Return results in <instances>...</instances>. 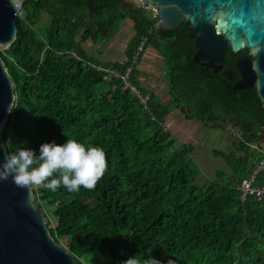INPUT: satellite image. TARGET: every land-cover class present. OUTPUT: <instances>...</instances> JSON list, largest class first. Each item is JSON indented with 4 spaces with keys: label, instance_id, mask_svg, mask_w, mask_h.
Listing matches in <instances>:
<instances>
[{
    "label": "trees",
    "instance_id": "trees-1",
    "mask_svg": "<svg viewBox=\"0 0 264 264\" xmlns=\"http://www.w3.org/2000/svg\"><path fill=\"white\" fill-rule=\"evenodd\" d=\"M23 8L16 41L0 50L16 97L2 132L8 153L27 147L38 154L41 143L72 138L102 148L107 159L92 190L31 187L50 235L76 264H122L133 255L174 264H264V197L241 200L237 190L259 163L253 184L264 181V104L256 89L226 88L224 77L195 64L186 20L160 35L149 11L120 0H27ZM41 12L49 19L37 30ZM125 18L132 23L125 61L87 53L85 43L109 41ZM143 38L140 58L148 47L161 53L176 108L205 127L239 129L231 151L211 152L228 171L197 180L194 146L168 129L172 108L141 85L140 58L132 65ZM98 66L120 74L132 66L130 83L150 95L149 111Z\"/></svg>",
    "mask_w": 264,
    "mask_h": 264
},
{
    "label": "water",
    "instance_id": "water-1",
    "mask_svg": "<svg viewBox=\"0 0 264 264\" xmlns=\"http://www.w3.org/2000/svg\"><path fill=\"white\" fill-rule=\"evenodd\" d=\"M121 1L151 10L158 32L161 27L174 31L186 20L196 51L192 61L214 72L227 51H254L252 59L241 56L237 61L240 79L235 88H255L264 104V0ZM22 6L23 0H0V50L16 41V13ZM15 99L14 84L0 59V161L9 154L2 132ZM0 264H76L72 252L50 235L44 212L34 207L31 187H18L11 177L0 180Z\"/></svg>",
    "mask_w": 264,
    "mask_h": 264
},
{
    "label": "clouds",
    "instance_id": "clouds-1",
    "mask_svg": "<svg viewBox=\"0 0 264 264\" xmlns=\"http://www.w3.org/2000/svg\"><path fill=\"white\" fill-rule=\"evenodd\" d=\"M107 159L102 148L86 147L75 139L63 143L44 142L37 150L21 147L12 154L5 153L0 161V180L12 178L21 188L40 186L56 191L63 186L69 192L81 188L92 190L107 170ZM122 264H174L150 256L141 261L134 255Z\"/></svg>",
    "mask_w": 264,
    "mask_h": 264
},
{
    "label": "rangeland",
    "instance_id": "rangeland-1",
    "mask_svg": "<svg viewBox=\"0 0 264 264\" xmlns=\"http://www.w3.org/2000/svg\"><path fill=\"white\" fill-rule=\"evenodd\" d=\"M148 11L154 16L151 10ZM48 19V15L41 12L36 29L42 30L46 23H48ZM125 21L126 23L122 26L120 24L121 27L119 26V30L120 28L121 30L118 35L114 36L104 44H91L84 46V49L87 52H96L93 54L94 57H102L111 62L119 61L123 55V50L121 49L124 48L128 42L130 33L132 32V28L128 23L129 20L126 19ZM110 45L113 46V49H109ZM150 48L152 47L147 48L146 52H155L154 50H150ZM117 52H121V55ZM158 66L161 67L158 69ZM149 71L148 81L145 84H147L149 88L154 89L160 95L164 103L172 108V111L167 114L165 121L168 129L173 132L180 142L192 144L194 146L193 156L197 167V180L201 182L205 178L208 179L216 170L228 171L223 160L214 157L211 152L213 149L224 150L226 152L231 151L234 148L233 143L236 141V136L240 134L239 129L234 127L233 124L228 123L224 125V129L205 127L194 118H186L185 114L174 106L173 100L167 92L168 79L162 61L160 60L157 62L156 68L155 66H151ZM163 75L164 79L161 78ZM51 226H53V222L51 223ZM63 240L65 241L66 239ZM61 243L65 246L63 242Z\"/></svg>",
    "mask_w": 264,
    "mask_h": 264
},
{
    "label": "built area",
    "instance_id": "built-area-1",
    "mask_svg": "<svg viewBox=\"0 0 264 264\" xmlns=\"http://www.w3.org/2000/svg\"><path fill=\"white\" fill-rule=\"evenodd\" d=\"M23 15H24V11L22 8H20L17 11L16 16L22 17ZM146 42H147L146 38H143V41L137 48L136 53L134 54L132 65H135L138 62L140 58L139 54L143 51V46H145ZM96 69L100 72H103L104 74H108L109 76H113L121 80L123 84V88L128 89V90L130 89L131 92L138 98L143 108L149 111L148 102H149L150 95L141 93L136 87L132 86L130 83L129 78H130V73L132 71V66L129 67L123 74H120L119 72H115L113 70L102 68L100 66L96 67ZM153 118L155 119L156 117L153 115ZM261 168H262V164L259 163L254 168V170H252L249 177L242 179L241 182L237 185V190L239 192V198L241 200H245L250 195L255 196L256 199H261L264 197V181H262L258 185L253 184L255 180V175Z\"/></svg>",
    "mask_w": 264,
    "mask_h": 264
},
{
    "label": "crops",
    "instance_id": "crops-1",
    "mask_svg": "<svg viewBox=\"0 0 264 264\" xmlns=\"http://www.w3.org/2000/svg\"><path fill=\"white\" fill-rule=\"evenodd\" d=\"M129 20L128 18H125L123 21H122V23H121V26L123 25V24H125L126 23V21L125 20ZM128 23H129V26L131 27L132 26V23H131V21L129 20L128 21ZM120 26V27H121ZM119 30V29H118ZM120 30H121V28H120ZM120 30L119 31H117L116 33H115V35L114 36H116V35H118V33H120ZM113 36V37H114ZM132 36V32L130 33V37ZM112 37V38H113ZM111 38V39H112ZM92 43H85L83 46H88V45H91ZM92 45H94V44H92ZM126 46V45H125ZM125 46H124V48H122L121 50H123V52H122V58H120L119 59V61H116V62H122V61H125L124 60V49H125ZM149 48V47H148ZM109 49H113V46H109ZM146 50H147V48H146ZM146 50H145V52H143L142 53V55H141V58H140V61H139V64H138V70H139V72H140V75H139V77H138V80L140 81V83H141V85L143 86V87H145L146 89H148L149 91H151V92H154V93H156V94H158L154 89H152V88H149V86L147 85V84H145L147 81H148V73L150 72L149 70H150V67L151 66H155V68H156V64H157V62L158 61H162V63L164 64V61H163V59H162V56H161V53L160 52H158L155 48L153 49V47L152 48H150V50H154L155 52H146ZM88 54H90L91 56H94L93 54H95L96 52H87ZM118 54H120L121 55V52H117ZM156 55H158V56H156ZM99 59H101L102 61H106V62H110V63H116V62H111L110 60H108V59H103L102 57H98ZM158 58H160V59H158ZM165 66V65H164ZM159 67H161V66H158V69H159ZM152 71V70H151ZM161 78L162 79H164V75L163 76H161ZM150 87H151V85H150ZM167 92H168V84H167ZM169 94V93H168ZM159 95V94H158ZM160 96V95H159ZM161 98V97H160ZM161 101L164 103V101L162 100V98H161ZM186 117V116H185ZM187 118V117H186Z\"/></svg>",
    "mask_w": 264,
    "mask_h": 264
},
{
    "label": "flooded vegetation",
    "instance_id": "flooded-vegetation-1",
    "mask_svg": "<svg viewBox=\"0 0 264 264\" xmlns=\"http://www.w3.org/2000/svg\"><path fill=\"white\" fill-rule=\"evenodd\" d=\"M26 1L27 0H23V4ZM120 2H121L122 5H124L127 8L137 7V6L128 5V4L124 3L121 0H120ZM22 9L24 10L23 6H22ZM145 10H147V9H145ZM156 29H157V27H156ZM165 30H166L165 28H162L161 27L160 28V32H159L160 35H163V33H164ZM195 53H196V51H195V47H194V54ZM226 53L227 54H226V57H225L224 61L219 65L220 69L217 72H215V73L220 74V78H223V77L225 78V79L223 78L224 81H226L228 83L226 85V88H228L229 86H232L233 85L234 86V89L236 91H238V90H244V89H248V90L249 89H253V87L252 88H242V89L235 88V84L240 79V75L238 73V69H237V66H236L237 61L239 60V58L241 56H245V57H248L249 59H252L254 57V54H255L254 51L246 49L244 51L238 52V54H235V55L233 54L232 51H227ZM229 53H231V55H229Z\"/></svg>",
    "mask_w": 264,
    "mask_h": 264
},
{
    "label": "bare ground",
    "instance_id": "bare-ground-1",
    "mask_svg": "<svg viewBox=\"0 0 264 264\" xmlns=\"http://www.w3.org/2000/svg\"><path fill=\"white\" fill-rule=\"evenodd\" d=\"M76 258V257H75Z\"/></svg>",
    "mask_w": 264,
    "mask_h": 264
}]
</instances>
